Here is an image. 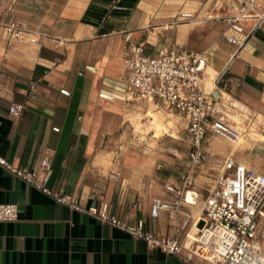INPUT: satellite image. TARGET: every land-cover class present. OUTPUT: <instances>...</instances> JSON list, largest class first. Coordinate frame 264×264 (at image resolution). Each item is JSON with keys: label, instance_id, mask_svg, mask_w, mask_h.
Returning a JSON list of instances; mask_svg holds the SVG:
<instances>
[{"label": "crops", "instance_id": "crops-1", "mask_svg": "<svg viewBox=\"0 0 264 264\" xmlns=\"http://www.w3.org/2000/svg\"><path fill=\"white\" fill-rule=\"evenodd\" d=\"M240 10L236 0H0V19L26 32L10 42L0 26V157L34 170L50 152L45 186L85 208L107 206L131 224L143 220L158 236L172 235L185 214L202 229L205 191L224 174L214 159L264 174V20L243 23L250 37L238 49L223 33ZM263 12L258 0L255 14ZM139 42L150 56L167 45L207 53L204 90L226 94L243 109L235 123L240 143L207 136L204 150L213 159L195 177L196 205L184 203L158 219L150 215L153 199L172 201L166 187L184 186L187 123L177 138L182 143L136 133L137 116L166 112L127 100L124 62L129 44ZM26 101L20 116L10 115ZM0 202L19 208L17 222L0 223V264H187L55 203L3 167Z\"/></svg>", "mask_w": 264, "mask_h": 264}, {"label": "built area", "instance_id": "built-area-1", "mask_svg": "<svg viewBox=\"0 0 264 264\" xmlns=\"http://www.w3.org/2000/svg\"><path fill=\"white\" fill-rule=\"evenodd\" d=\"M240 12L226 19L228 28L223 38L242 49L249 40L244 22L253 16L264 20V12L255 14L258 0H236ZM181 14L182 19H192ZM0 26L10 42L24 39L25 30L15 22L0 19ZM145 42L130 43L125 58L129 84L128 102L153 104L170 114L181 116L187 123L186 140L189 152L184 162L186 176L181 189L167 186L172 201L155 198L150 215L158 219L163 212L178 213L181 206L196 205L197 193L192 191L195 177L212 157L204 150L209 133L233 145L240 143L243 131L235 127L243 109L226 94L214 96L204 90V73L209 58L207 53L193 52L178 45H167L153 55L146 54ZM34 92L35 84L29 87ZM30 94V93H29ZM28 101L13 105L9 113L18 117ZM52 154L45 152L34 170L22 168L0 157V167L33 187L55 203L72 211L95 217L138 240H144L152 250L177 256L187 264H264V174L238 165L233 159L224 162L214 159L224 171L218 184L204 198L200 215L204 220L198 229L191 214L169 236H158L147 231L145 222L131 224L111 215L107 206L101 210L85 208L79 200L45 186L44 175L51 169ZM19 208L0 202V223H15ZM194 229L197 232L194 233Z\"/></svg>", "mask_w": 264, "mask_h": 264}, {"label": "rangeland", "instance_id": "rangeland-1", "mask_svg": "<svg viewBox=\"0 0 264 264\" xmlns=\"http://www.w3.org/2000/svg\"><path fill=\"white\" fill-rule=\"evenodd\" d=\"M137 122L140 125L139 128L135 127L137 134L155 135L156 137L164 136L182 143L177 138L185 130V120L178 115L149 110L147 116H137ZM167 130L169 131L167 132ZM213 186L216 185L212 182L211 187ZM211 187L206 185V188L211 189ZM205 192L208 194V191Z\"/></svg>", "mask_w": 264, "mask_h": 264}, {"label": "bare ground", "instance_id": "bare-ground-1", "mask_svg": "<svg viewBox=\"0 0 264 264\" xmlns=\"http://www.w3.org/2000/svg\"><path fill=\"white\" fill-rule=\"evenodd\" d=\"M200 224V223H199ZM199 226V225H198ZM199 229V228H198ZM200 230V229H199Z\"/></svg>", "mask_w": 264, "mask_h": 264}]
</instances>
